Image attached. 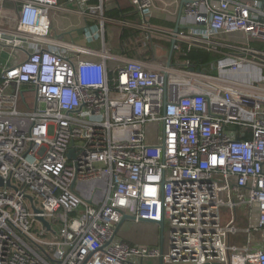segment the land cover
<instances>
[{
    "label": "built area",
    "instance_id": "built-area-1",
    "mask_svg": "<svg viewBox=\"0 0 264 264\" xmlns=\"http://www.w3.org/2000/svg\"><path fill=\"white\" fill-rule=\"evenodd\" d=\"M19 1L0 29V264H264V0H128L127 26L174 41L149 62L106 46L109 0H66L100 51L52 37L60 0Z\"/></svg>",
    "mask_w": 264,
    "mask_h": 264
},
{
    "label": "crops",
    "instance_id": "crops-1",
    "mask_svg": "<svg viewBox=\"0 0 264 264\" xmlns=\"http://www.w3.org/2000/svg\"><path fill=\"white\" fill-rule=\"evenodd\" d=\"M168 2H181V0H166ZM92 4L98 3L97 0H91ZM20 1L19 0H0V29H6V30H14L17 26V19H18V9H19ZM106 7L111 9V7H118V8H128L132 10H128L125 13H122L123 17H128L134 15L136 18L132 17V19L128 20H114V19H109V21H115V22H122L123 24H128V23H137L141 24V20L136 14L134 8L129 4L128 0H109L106 3ZM84 10L83 8H80L76 4H71L68 3L66 0H60L59 3V9H52L50 12V19L52 23V37L54 38H60L62 40L68 41V42H75L80 45L87 46L93 50L100 51L102 48V44L99 39L91 38V34H93L96 31V26H97V21H93L91 18L86 17L84 15H80L78 12ZM173 21H176L177 18L172 19ZM151 26L158 28V29H163L167 31H174L176 28V24H174V28L169 25V23L165 22H160L155 19L150 20ZM126 27V26H124ZM129 27V26H127ZM126 27V28H127ZM131 27V26H130ZM135 31L132 33L134 34L135 40L132 41V37L126 39L123 43L120 40L121 33L118 36V47L120 48V51L117 53L118 56H122L124 58H129V59H137L145 62H149L150 60L153 59V49H151L150 44L154 42V40L157 37H162V36H157L154 35L152 37V41H146V32L141 28H133ZM131 33V32H130ZM164 37V36H163ZM165 38V37H164ZM167 39V38H165ZM114 39L110 38V41L108 42V37H107V31L105 34V44L108 48H115L117 45L116 43L114 45H111V41ZM168 40V39H167ZM170 43V47L168 48L170 50L172 46V42L168 40ZM129 44L133 45L135 48L131 50V52L126 51V47L129 46ZM149 45V46H148ZM130 47V46H129ZM115 50V49H114ZM116 51V50H115ZM170 52H166L165 54H162L161 56H164ZM0 56V68H1V60H2V55ZM160 56V57H161ZM94 60L98 61L100 60L98 57H93ZM242 224V226H244ZM127 238V237H126ZM128 242L130 244H140V245H148L152 244L153 242L151 239H145L141 236H129L127 238ZM149 240V243L147 241Z\"/></svg>",
    "mask_w": 264,
    "mask_h": 264
},
{
    "label": "rangeland",
    "instance_id": "rangeland-1",
    "mask_svg": "<svg viewBox=\"0 0 264 264\" xmlns=\"http://www.w3.org/2000/svg\"><path fill=\"white\" fill-rule=\"evenodd\" d=\"M169 19L171 20V18L169 17ZM127 27V24H123L122 22H113V21H108L106 22V31H107V37H108V42L111 39H114L111 41V45H114L116 43V45L118 44V36L119 34L124 30L127 29L129 32H131V37H134V34L132 33L133 31H135L133 29V27ZM130 37V38H131ZM135 38L132 39V41H134ZM150 43V41H149ZM130 46V47H129ZM128 47H126V51H130L133 50V48H135L133 45L129 44ZM149 46V45H148ZM151 49H153V55L155 57H160L162 54H165L166 52L169 51V47H170V43L167 39H165L164 37H157L154 42L152 44H150ZM111 51L117 55V53L120 51V48L118 47V45ZM2 60L1 63L2 64H7V61L9 59V54L8 53H4L2 55ZM50 136H53V128L50 129ZM224 220L227 221V215L224 214ZM141 236L145 239H151L153 242H155L156 244V230L153 227L150 226H139L138 228H135V223L133 222H125L120 230L119 236L120 237H129V236ZM165 242L169 241V225H166L165 227ZM158 240V239H157ZM147 241V243H149V240H145ZM160 237H159V242H160ZM151 245V244H148ZM144 264H159V262L155 259L152 258H148L144 261Z\"/></svg>",
    "mask_w": 264,
    "mask_h": 264
},
{
    "label": "trees",
    "instance_id": "trees-1",
    "mask_svg": "<svg viewBox=\"0 0 264 264\" xmlns=\"http://www.w3.org/2000/svg\"><path fill=\"white\" fill-rule=\"evenodd\" d=\"M128 10H132V9L131 8L128 9L124 7L122 8L111 7V9H109L108 7H106L105 17L118 21L132 19V17L136 18L134 15H132V17L131 16L123 17L122 13H125ZM169 25H171L173 28L175 27L174 23H169L168 26L166 27H169ZM130 37H131V33L127 29H124L121 32L120 40L123 43L126 39ZM187 59H189L197 68H209L212 65V63L216 62L219 59V56L215 54L207 53L199 49H194L187 55ZM211 73L215 74L214 71H212Z\"/></svg>",
    "mask_w": 264,
    "mask_h": 264
},
{
    "label": "water",
    "instance_id": "water-1",
    "mask_svg": "<svg viewBox=\"0 0 264 264\" xmlns=\"http://www.w3.org/2000/svg\"><path fill=\"white\" fill-rule=\"evenodd\" d=\"M178 29H179V27H178V25H176V28H175L174 32L177 33L178 32ZM173 43H174V41L172 42V44ZM171 54H172V52H171ZM72 155H73V153L71 152L70 153V156L72 157ZM7 184L10 185L9 182H7ZM0 186H3V180L1 178H0ZM35 211L37 212V210H35ZM126 219H130L131 220L132 218H128L127 217V218H125V220ZM159 225H160L161 229H163V223H160ZM46 226L48 227V224L47 223H46Z\"/></svg>",
    "mask_w": 264,
    "mask_h": 264
}]
</instances>
